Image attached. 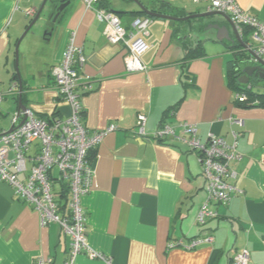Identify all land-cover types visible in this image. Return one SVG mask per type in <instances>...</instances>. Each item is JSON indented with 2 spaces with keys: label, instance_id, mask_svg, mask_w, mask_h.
Masks as SVG:
<instances>
[{
  "label": "crops",
  "instance_id": "obj_1",
  "mask_svg": "<svg viewBox=\"0 0 264 264\" xmlns=\"http://www.w3.org/2000/svg\"><path fill=\"white\" fill-rule=\"evenodd\" d=\"M58 1L51 0L46 15ZM139 1L156 11L167 5L163 13L169 15L207 11L204 2L192 0ZM235 1L264 22V0ZM41 2L0 0V134L10 128L19 98L38 117L69 114L67 103L57 94L51 68L61 60L74 32V42L85 56L79 71L91 84L82 96V122L91 130L116 125L90 151L93 186L81 197L87 241L110 262L79 253L76 263L230 264L233 255L245 248L247 264H264V106L243 105L233 97L229 69L235 49L229 47L226 34L219 39L210 26L218 18L204 17L205 30L193 34L201 40L204 53L183 61L185 49L175 34V20L151 17L145 37L148 47L142 54L146 71L128 72L124 45L107 41L103 23L83 0H69L55 22L43 16L40 27H30L20 40L19 79L15 44ZM98 5L117 12L126 27L134 17L146 15L133 0H100ZM220 23L235 38L229 24ZM246 38L247 43L249 31L242 39ZM243 67L236 82L246 80ZM254 78L261 79L253 76L248 81ZM252 88L262 91L264 82L253 83ZM138 113L147 117L145 134L135 131ZM162 121L178 134L180 122L195 123L201 141L209 133L222 136L228 144L236 141L241 157L229 162L234 176L228 180L239 192L227 203L211 202L217 214L203 224L195 220L206 199L198 155L183 141L154 137ZM36 145L33 142L32 147ZM59 188L55 184V191ZM207 235L212 242L191 250L167 246L178 238L187 241ZM68 248L69 237L59 224L40 225L32 206L0 178V264H34L39 257L49 259L44 264H64Z\"/></svg>",
  "mask_w": 264,
  "mask_h": 264
},
{
  "label": "built area",
  "instance_id": "obj_2",
  "mask_svg": "<svg viewBox=\"0 0 264 264\" xmlns=\"http://www.w3.org/2000/svg\"><path fill=\"white\" fill-rule=\"evenodd\" d=\"M83 1L103 23V34L107 41L124 45L126 50L123 60L126 70L146 71L147 65L142 60V54L148 47L145 37L149 34L148 27L152 18L147 15L136 16L129 27H126L116 12L98 5L100 0ZM192 2H204L207 10L226 13L240 36L247 29V47L251 58L264 61L263 21L244 11L235 0ZM27 12L31 13L32 10ZM84 63L82 47L75 44L74 32H71L61 60L51 68L57 94L67 103L69 114L65 117L56 114L38 117L28 106L18 108L11 117L10 130L0 134V178L7 181L15 193L32 206L38 214L40 225L55 222L69 237L64 264H77L75 258L79 253L110 262L109 257L93 249L87 241L81 197L93 186L94 166L89 153L99 145L105 134L116 129V125L110 123L103 129L91 130L83 124L82 96L91 89L88 76L79 71ZM233 97L243 102L247 95L244 91H235ZM170 112L173 113V110ZM146 118L144 113L137 114V133H146ZM234 122L241 124L238 119ZM178 126L179 134L175 132L173 125L162 121L153 136L163 141L168 138L183 141L190 150L197 153L205 179L206 199L195 220L198 224H203L217 214L210 207L211 202L227 203L239 192L228 179L234 176L229 162L239 159L241 154L236 150L235 140L228 144L222 136L209 133L205 141H201L197 136L195 123L184 121ZM233 137H237L236 132H233ZM33 142H37L36 147H32ZM27 165H30L29 169ZM24 172L25 178L21 179L19 174ZM57 183L60 188L55 191L54 186ZM62 184L66 185V190L61 187ZM212 239L211 235L192 237L187 241L178 238L167 246L191 250L212 242ZM47 260L49 259L39 257L34 264H44ZM248 262L249 252L245 248L234 254L230 260V264Z\"/></svg>",
  "mask_w": 264,
  "mask_h": 264
},
{
  "label": "water",
  "instance_id": "obj_3",
  "mask_svg": "<svg viewBox=\"0 0 264 264\" xmlns=\"http://www.w3.org/2000/svg\"><path fill=\"white\" fill-rule=\"evenodd\" d=\"M47 0H42L41 4L38 6L37 11L34 15V17L32 18V20L30 21V23L28 24V26L26 27V29L23 31V33L20 35V37L18 38L16 44H15V53H16V73L17 76L19 78V73H18V68H17V53H18V45L20 40L22 39V37L25 35L26 31L31 27V25L33 23H35V21L41 17V12L46 4ZM139 7L140 11L144 14H146L147 16H151V17H164V18H168V19H173V20H186L189 18H193V17H211V16H215L218 18V22L216 23H210V26L215 28L217 30V37L220 39L222 38V34H226V38H228L231 42L230 44V48L231 49H235V50H246L247 52V57L245 59H242L241 61H236L237 65L236 68L239 69L240 71V65L244 64V67L241 68V71L243 72V76L246 78V80H244V83L247 82L249 80V78L251 76L254 77H259L261 79L264 80V61L261 60L260 58L258 59H252L251 58V53L250 50L247 47V43L245 40L242 39V37L237 33L236 27L235 25L230 21L228 15L226 13L217 11V10H207L204 12H198V13H191L185 16H176V15H169V14H165L153 9H150L146 6L143 5V3H141V1L139 0H133ZM69 0H59L58 2H56L49 10L47 16V21L51 20L53 22H55L56 18L58 16H60V12H62L65 8V6L68 4ZM115 12V11H114ZM117 13V12H116ZM44 15V16H45ZM220 21H225L227 24H229V26L231 27V30L233 31L235 38H232L230 35H228L229 32V28L227 27L226 24L224 23H220ZM53 29V27H52ZM237 44L240 46V48L236 49ZM236 72L235 76H238L240 73ZM20 79V78H19ZM238 79H240L238 77ZM240 81V80H239ZM243 82V81H240ZM19 88H21V84H19ZM19 108L23 109L25 108V105L21 102V98H19ZM10 130V128L8 129Z\"/></svg>",
  "mask_w": 264,
  "mask_h": 264
},
{
  "label": "trees",
  "instance_id": "obj_4",
  "mask_svg": "<svg viewBox=\"0 0 264 264\" xmlns=\"http://www.w3.org/2000/svg\"><path fill=\"white\" fill-rule=\"evenodd\" d=\"M167 5L163 6L157 11L159 12H166L165 7ZM155 10V9H154ZM141 12V11H140ZM184 14L181 12H178L177 16H183ZM151 17V16H150ZM206 28V21L204 17H193L186 20H175V34L180 35V40L182 43V46L185 49V55L183 57V61L190 60L192 58L201 56L204 53L203 46L201 43V40H197L194 38L193 34L196 32H200L205 30ZM248 30L244 29V32L242 34L243 37H247ZM243 40H247L243 39ZM236 48H240V46L237 44ZM247 57V53L244 50H235L234 51V57L232 60H230V69H229V77L231 81V85L234 88V91H244L247 95V98L245 101L240 102L237 101L240 104H247V105H260L264 106V90L263 91H255L252 88V84L255 81H258V78H254L253 80L250 79L247 83H239L236 82L235 79V73L239 71L238 68H236V61H241L242 59H245ZM89 155L92 158V155L89 153ZM61 187L66 190V185L62 184Z\"/></svg>",
  "mask_w": 264,
  "mask_h": 264
},
{
  "label": "rangeland",
  "instance_id": "obj_5",
  "mask_svg": "<svg viewBox=\"0 0 264 264\" xmlns=\"http://www.w3.org/2000/svg\"><path fill=\"white\" fill-rule=\"evenodd\" d=\"M50 2H51V0H47L46 1V4H45V6H44V8H43V10H42V12H41V18L39 17L36 21H35V23H33V25L31 26L32 27V29L34 28H39L40 26H39V23H40V21H41V19H42V17L45 15V13H46V11H47V9H48V5L50 4ZM44 23H46V22H44ZM258 81L259 82H264V80L263 79H258ZM258 82V83H259ZM257 82H254V86H255V84H258ZM259 90H260V88H259ZM264 90V88H262V91ZM54 172H55V170H54ZM61 200V199H60Z\"/></svg>",
  "mask_w": 264,
  "mask_h": 264
},
{
  "label": "flooded vegetation",
  "instance_id": "obj_6",
  "mask_svg": "<svg viewBox=\"0 0 264 264\" xmlns=\"http://www.w3.org/2000/svg\"><path fill=\"white\" fill-rule=\"evenodd\" d=\"M239 73H240V71H239ZM241 75H242V73H240L238 76H236V77H239V78H241ZM251 77H253V76H251Z\"/></svg>",
  "mask_w": 264,
  "mask_h": 264
}]
</instances>
